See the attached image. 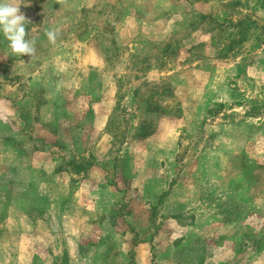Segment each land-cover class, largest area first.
<instances>
[{"label": "rangeland", "instance_id": "obj_1", "mask_svg": "<svg viewBox=\"0 0 264 264\" xmlns=\"http://www.w3.org/2000/svg\"><path fill=\"white\" fill-rule=\"evenodd\" d=\"M28 1L33 3L41 20L33 19L26 24L27 37L41 40L47 30H58L56 52L65 38H73L78 44L81 41L88 48L86 51L78 47L83 64H89L95 72L91 101L100 99L99 91L105 80L109 84L108 94L113 96L112 111L103 128L105 141L95 147L100 136L87 133L85 128L84 147L93 151L82 158L78 149L70 151L77 161L83 160L84 169L86 165L89 169L88 177L93 185L87 186L83 194L99 195V203L95 205L98 207L88 211L90 220L95 217L92 225L106 230L107 236L103 234L102 240L106 238L108 247L119 244L110 249L105 247L108 250L104 251L92 249L91 243L88 255L98 259L99 264H199L201 248L207 250L213 242V247L233 249L229 259L220 264H264L263 252L255 256L259 261L254 260L256 243L264 242L263 236L253 233L257 230L246 233L221 227L247 216L242 213L250 208L238 194L245 192L249 198H255L257 180L247 174L252 169L255 175L261 168L251 167L250 162H245L247 159L243 160L229 179L230 188L227 179L219 176L230 159L216 149L217 141L226 143L228 138L215 137L216 133L210 134L208 128L213 122L222 125L251 118H260L264 124V96L254 94L252 82L246 77L247 68L264 47V0H136L134 3L133 0H96L86 5L87 13L81 14L76 10L81 0L59 1L66 10L57 13L46 8L49 0ZM3 40L0 33V43ZM159 42H164V46L157 47ZM167 44L179 46L183 62L178 68V63L158 57ZM88 52L101 65H96ZM104 54L109 63L104 61ZM3 62L0 55V63ZM57 68V78L46 83L49 93L55 87L56 95L60 91L54 81H59L63 72L62 67L57 65ZM104 74L106 78L102 77ZM165 84L176 88V98H164ZM34 87L25 84V93L33 96L37 92ZM153 94L156 95L153 101L170 111V115L178 107L184 110V119L169 117L160 121L164 120L165 124L157 125L173 132L167 146L178 139L175 156L169 150L168 156L160 151L152 156L159 143L167 140L163 134L152 142L133 138L143 119L142 100ZM20 95H24L22 87ZM71 99L74 101L73 93ZM68 107L75 121L80 112L72 103ZM65 116L62 113L60 122L64 124H59L60 128L65 126ZM66 139L71 142L75 138L68 135ZM62 163L65 167L66 163ZM70 169L77 180L76 171ZM77 184L78 181L72 182L68 194L65 191L57 196L69 197L70 207L79 205L74 199L79 194ZM230 194H235L232 199ZM200 199L203 202L199 204ZM258 207L257 215L262 217L263 204L259 203ZM37 213L40 218L41 214ZM178 224L184 230H178ZM46 229L49 233L48 225ZM95 230L87 231L90 237L96 234Z\"/></svg>", "mask_w": 264, "mask_h": 264}, {"label": "crops", "instance_id": "obj_2", "mask_svg": "<svg viewBox=\"0 0 264 264\" xmlns=\"http://www.w3.org/2000/svg\"><path fill=\"white\" fill-rule=\"evenodd\" d=\"M59 1L49 0L46 8L56 13L59 10L65 11L66 9L60 6ZM81 2L82 0L76 9L85 6L84 2ZM20 3V12L28 21L41 20L32 2L20 0ZM131 23V21L128 22L130 25ZM29 39H34L36 42L34 56L36 59L13 55L5 38L0 43L2 45L0 55L5 60L0 63V264H89L90 262L99 264L98 259H92L88 255L90 250L88 247L91 243H93L92 249L95 250H108L105 247L109 245L106 238L102 240L103 234L107 236L106 230L104 229L103 232L99 226L94 227L92 222L95 221V217L90 220V213L88 214L90 209L94 210V207H98L95 205L99 203V195L83 194L87 186L93 185L88 177L89 169L86 167L80 174H76L77 180H74L75 176L71 172L69 162L73 158L70 154L72 149L74 151L78 149L81 158L88 157L89 151H93V148L89 150L84 147L85 128L87 133L94 132L100 136L95 147L99 145V142L105 141L106 133L103 128L112 111L113 96L110 95L111 93L108 94L109 84L105 80L99 91L100 99L96 102L91 101L93 91L91 83L95 72L89 64H83L84 58L78 52V47L81 46L86 51L87 47L74 42L73 38H65L56 52L55 45L50 44L48 40ZM42 46L45 47L41 48ZM44 49H47L49 55H45L44 52L39 53ZM71 52H74L73 55ZM88 55H91V60L96 65H101L92 53L88 52ZM57 65L63 70L59 81H54L58 83L56 85L60 91L58 95L55 94V87L50 93L46 88V83L52 82L53 77L58 76L55 71L59 69ZM102 77L106 78V74ZM246 77L252 82L254 94L264 96V47L247 68ZM28 83L31 86L36 85L34 88H37V92L32 94L33 96L26 94L25 84ZM21 87L24 89L23 96L20 95ZM82 91L89 92L84 94ZM72 93L74 101L71 99ZM67 94H70L69 98H66ZM70 103L80 112L75 121L68 113ZM209 105L206 107L205 114L208 112ZM62 113L66 115V123L63 128H60L58 125L64 124L60 122ZM162 124H165L164 120L160 122V125ZM254 127H256L255 130ZM208 128L211 129L210 134L216 133L215 137L224 135L228 138L226 143L215 140L217 141L216 149L230 159L225 162L224 173L219 174L220 177L227 179L230 188L232 186L230 177L235 175L232 173L236 167V171L238 170L239 166L236 165L242 166L243 160L247 159L245 162H250L251 167L255 165L261 168L252 176L253 180H257L255 198H249L245 192L238 194L240 200L245 201L250 208L242 213L248 217L226 222L227 224L224 226L222 224L221 227L233 228L237 232L255 229L257 231L253 233L264 237V214L262 217L257 215L260 214L258 204L261 203L264 207V124L260 118H251L250 121L222 125L213 122ZM62 131L65 134L62 135ZM168 131L158 127L151 137L144 140L152 142L154 137L161 134L167 137L165 142L159 143V150L154 149L152 156L157 151L166 153L168 156V150L170 155L175 156L178 139L175 144L167 146V144L170 145L169 137L173 134L170 130ZM248 133L251 135L247 137ZM74 134L78 138L73 136ZM68 135L75 139L70 142L66 139ZM233 144L238 146V149H232ZM81 158L79 161L76 160L78 158H74V162L82 163ZM62 162L66 163L65 167ZM244 167L246 168V164ZM241 173L243 174L242 171ZM75 181H78L79 194L74 195V199L79 205L70 207L69 197L59 199L57 196L69 190V186ZM99 186L102 185L98 184ZM233 195L235 194H230V199ZM202 202L200 199L199 204ZM254 205L256 209L252 208ZM36 213L41 214V217H37ZM46 225L49 226V233H47ZM176 226L178 230L183 229L179 224ZM91 228L97 231L95 230L96 234L94 236L91 234L90 237L87 231ZM182 234L185 233L182 231ZM117 246L119 244L115 243L108 248ZM254 248V257L264 253V249L258 252L259 249ZM54 249H57L56 253ZM201 249L203 254L200 256L199 264L225 263L233 253V249L225 246L213 247V242L209 244L207 250L204 247ZM261 257H263L261 261H264V255ZM254 260L259 261V257H255Z\"/></svg>", "mask_w": 264, "mask_h": 264}, {"label": "trees", "instance_id": "obj_3", "mask_svg": "<svg viewBox=\"0 0 264 264\" xmlns=\"http://www.w3.org/2000/svg\"><path fill=\"white\" fill-rule=\"evenodd\" d=\"M26 1H28V0H26ZM186 1L188 2L189 0H186ZM95 2H96V0H90L88 2H85L84 3V5H85L84 7H82L81 9H76V10L78 12H80V14L82 13V11L87 13V11L84 10L86 8V5H88V4L91 5V4H94ZM132 2L134 3V2H136V0L135 1L133 0ZM76 10H72V11L74 12ZM121 10L125 11L124 9H121ZM204 18L205 17L203 16V17H201L200 20H202ZM117 19L118 18H116L115 20H117ZM191 26L194 27V24L193 25L191 24ZM95 30H96V26H95ZM26 38H30V37H26ZM42 40H44V41L48 40L47 36L45 35L42 38ZM79 43L83 44L81 41ZM47 46H49V45L47 44ZM162 46H164V42H159L157 44V47H159V48L162 47ZM44 47L45 46H42L41 48H44ZM169 47H170V45L167 44L166 47L163 48L162 52L158 54V57L161 58V59L163 58V59H165L167 61L168 60L174 61L175 64L178 63V65H177V68H178L180 63L183 62V61H180V54L181 53H178V52H181V51H178L179 50V46L176 44L174 47L173 46H171L170 48ZM159 48H156V49H159ZM46 50L45 49L41 50L39 53L44 52L45 55H49V52H47ZM103 57H105L104 61L106 63L110 62L109 59H108V56H106V54H104ZM162 90H163V94H164L163 96H164L165 99L166 98H176L177 93H176V88L175 87H172L170 85L165 84V85H163ZM154 96H156V95H154V94L150 95L145 100H142V103L144 104L143 111H142L143 112V119H141L139 121V127L137 129V132L133 136V138L136 141H143V140L151 137L156 132V129L158 127L157 126L158 122H160L162 119H167L169 117L184 119V116H183L184 114L182 115L184 110L182 109V107H178V110H176L174 112L175 114H171L170 115V113H171L170 111H166V109L158 106V104L153 101ZM185 102H188L187 98H185ZM69 164L71 165V167L74 168V170L76 171L75 172L76 174H80L84 170V166H82L83 165L82 163L77 164V163L74 162V157L69 162ZM86 167H87V165H86ZM248 172H249L248 176H250L252 178V176H253L252 169L248 170ZM163 195L164 194H162V196ZM256 246H258L259 250L264 249V242L263 241L257 242Z\"/></svg>", "mask_w": 264, "mask_h": 264}, {"label": "clouds", "instance_id": "obj_4", "mask_svg": "<svg viewBox=\"0 0 264 264\" xmlns=\"http://www.w3.org/2000/svg\"><path fill=\"white\" fill-rule=\"evenodd\" d=\"M64 2V0H60ZM20 0H0V33L8 41L11 53L15 56H35V40L27 39L26 16L20 12ZM45 35L50 44L57 43L58 30H47ZM24 62V61H22Z\"/></svg>", "mask_w": 264, "mask_h": 264}]
</instances>
